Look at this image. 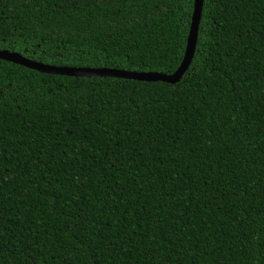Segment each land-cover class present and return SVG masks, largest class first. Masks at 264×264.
<instances>
[{
  "label": "trees",
  "instance_id": "obj_1",
  "mask_svg": "<svg viewBox=\"0 0 264 264\" xmlns=\"http://www.w3.org/2000/svg\"><path fill=\"white\" fill-rule=\"evenodd\" d=\"M195 0H0V49L172 73ZM0 264H264V0H204L182 80L0 59Z\"/></svg>",
  "mask_w": 264,
  "mask_h": 264
},
{
  "label": "water",
  "instance_id": "obj_2",
  "mask_svg": "<svg viewBox=\"0 0 264 264\" xmlns=\"http://www.w3.org/2000/svg\"><path fill=\"white\" fill-rule=\"evenodd\" d=\"M203 2L204 0H195L194 2V11L185 54L179 67L172 73H163L159 71H137L110 67L58 66L28 58L20 52L12 51L7 48L0 49V59L24 65L41 73L54 75H67L74 77H116L139 81H163L175 84L182 80L193 60L198 41Z\"/></svg>",
  "mask_w": 264,
  "mask_h": 264
}]
</instances>
